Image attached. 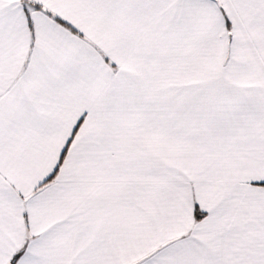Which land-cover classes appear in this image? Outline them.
<instances>
[{"label": "snow or ice", "instance_id": "snow-or-ice-1", "mask_svg": "<svg viewBox=\"0 0 264 264\" xmlns=\"http://www.w3.org/2000/svg\"><path fill=\"white\" fill-rule=\"evenodd\" d=\"M0 264H264V0H0Z\"/></svg>", "mask_w": 264, "mask_h": 264}]
</instances>
